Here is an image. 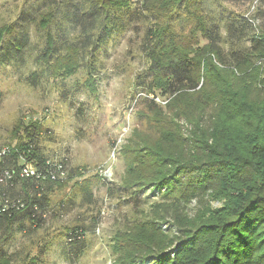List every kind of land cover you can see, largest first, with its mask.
Returning a JSON list of instances; mask_svg holds the SVG:
<instances>
[{
	"label": "trees",
	"instance_id": "obj_1",
	"mask_svg": "<svg viewBox=\"0 0 264 264\" xmlns=\"http://www.w3.org/2000/svg\"><path fill=\"white\" fill-rule=\"evenodd\" d=\"M86 2L48 0L47 10L32 19L46 40L36 55V69L26 78L28 83L34 85L37 79L33 78L43 73L62 78L74 74L81 52L88 48L93 56L126 27L134 11L131 0ZM56 11L64 13L68 28L53 35L49 27L55 24ZM139 11L138 16L149 23L143 42L149 59L144 76L148 80L141 82L143 100L149 111L164 108L170 115L151 122L156 142L140 143V154L128 162L127 186L139 178L140 186H165L163 197L169 201L156 213L171 215L178 224L177 215L184 214L181 203L200 198L197 211L204 209L193 218L184 214L181 230L187 234L181 242L187 249L176 251L172 260L165 256L158 260L160 264H264V30L257 32L250 18L233 13L222 37L219 22L207 20L200 0H142ZM68 29H79L72 41L65 33ZM28 45L22 24H2L0 66L23 63ZM159 98L164 105L156 102ZM181 118L189 126L186 135L177 123ZM38 130L34 124H23L25 139L0 153V227L6 234L24 221L40 228L49 196L60 187L51 178L58 168L44 154ZM27 164L33 166V176L21 173ZM155 165L157 171L149 174ZM180 174L187 181L177 179L175 188V176ZM82 191L88 194L86 186ZM172 193L174 198L169 196ZM209 199L223 203L210 209L206 207ZM156 228L152 226L151 231L160 233ZM83 235L79 227L66 234L70 242ZM152 239L143 242L149 253L140 255V260L150 253H163L156 250L158 244L152 246ZM10 263L0 251V264Z\"/></svg>",
	"mask_w": 264,
	"mask_h": 264
},
{
	"label": "rangeland",
	"instance_id": "obj_2",
	"mask_svg": "<svg viewBox=\"0 0 264 264\" xmlns=\"http://www.w3.org/2000/svg\"><path fill=\"white\" fill-rule=\"evenodd\" d=\"M47 1L0 0V26L20 23L29 36L23 63L0 66V153L25 139L23 124L38 126L40 146L58 168L55 182H60V187L49 196L40 228L24 221L6 234L0 227V251L10 264H160L159 256L172 260L176 251L187 249L181 242L187 234L181 230L184 217L193 218L204 209L197 211L200 198L181 203L186 216L179 213L178 224L175 217L156 213L169 201L163 197L165 186H140V178L127 186L128 162L140 154V143L156 142L151 122L170 115L162 107L156 113L149 111L143 100L141 82H147L144 76L149 67L143 42L149 23L138 16L142 0H131V20L93 56L88 48L81 52L74 74L62 78L43 73L33 78L37 80L31 85L26 78L36 69V55L46 40L39 23L32 19L47 10ZM78 1L83 4L87 0ZM200 4L207 20L219 22L222 37L233 13L250 18L257 32L264 30V0H200ZM63 14L56 11L55 24L49 27L53 35L62 27L68 28ZM175 28L180 29L178 25ZM78 30L65 31L69 41ZM200 41L205 40L200 37ZM156 102L165 103L160 98ZM177 123L186 135L187 123L182 118ZM157 168L155 165L148 173ZM175 178V188L177 179L187 181L183 174ZM84 186L89 195L82 191ZM135 193L137 200L132 198ZM169 196L174 198L175 193ZM222 203L209 199L206 207L215 210ZM152 226L160 233H153ZM73 227H79L84 235L70 242L66 234ZM147 238H153L152 246L158 244L156 250L163 253H150L140 260V255L149 253L143 244Z\"/></svg>",
	"mask_w": 264,
	"mask_h": 264
},
{
	"label": "built area",
	"instance_id": "obj_3",
	"mask_svg": "<svg viewBox=\"0 0 264 264\" xmlns=\"http://www.w3.org/2000/svg\"><path fill=\"white\" fill-rule=\"evenodd\" d=\"M21 173H22L24 176H33L34 173H35V170H34L33 167H30V166H28V164H27V165H24L23 170H22ZM51 178L54 180V179L56 178V176H55V177H54V176H51Z\"/></svg>",
	"mask_w": 264,
	"mask_h": 264
}]
</instances>
